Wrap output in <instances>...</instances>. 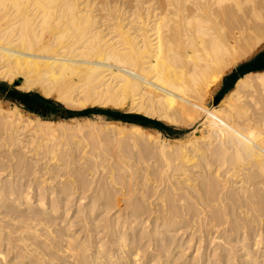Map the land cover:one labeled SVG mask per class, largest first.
Returning a JSON list of instances; mask_svg holds the SVG:
<instances>
[{
	"label": "bare ground",
	"instance_id": "bare-ground-1",
	"mask_svg": "<svg viewBox=\"0 0 264 264\" xmlns=\"http://www.w3.org/2000/svg\"><path fill=\"white\" fill-rule=\"evenodd\" d=\"M262 46L264 0H0V80L74 110L187 127ZM217 106L170 141L0 102V264H264V70Z\"/></svg>",
	"mask_w": 264,
	"mask_h": 264
},
{
	"label": "trees",
	"instance_id": "trees-1",
	"mask_svg": "<svg viewBox=\"0 0 264 264\" xmlns=\"http://www.w3.org/2000/svg\"><path fill=\"white\" fill-rule=\"evenodd\" d=\"M261 70H264V52L257 55L252 61L240 65L235 71L228 75L227 77H232V81L227 85L224 84L217 96L218 100L216 103L212 104L211 101L207 105V108L209 109L212 107L213 109V107L221 100V98L234 86L238 78L246 73ZM0 93L4 99L15 103L26 112L35 114L43 120H55L57 118L66 119L73 116L96 113L107 117L109 121L135 123L146 128L157 129L162 133L171 134L170 127L165 126L163 123L157 120L144 117L140 114L122 113L118 110L102 108L86 109L81 112L70 111L64 109L61 104L51 98H45L34 91L21 92L16 90L14 87H9L5 83H0Z\"/></svg>",
	"mask_w": 264,
	"mask_h": 264
},
{
	"label": "rangeland",
	"instance_id": "rangeland-1",
	"mask_svg": "<svg viewBox=\"0 0 264 264\" xmlns=\"http://www.w3.org/2000/svg\"><path fill=\"white\" fill-rule=\"evenodd\" d=\"M264 52V46H262L261 48H260V50H258L254 55H252L251 57H249L247 60H244V61H242L241 63H239L229 74H227V75H225L224 77H223V79H222V81H221V83H220V85H219V87L217 88V90H216V92H215V94L213 95V97L209 100V102L205 105V107H204V109H203V112H202V114L199 116V118L197 119V120H195V117L194 118H192L189 122H188V126L187 127H185V126H183V125H173V124H169L168 122H166V121H159V120H157V119H154V120H157V121H159V122H161V123H163L165 126H167V127H170L171 128V134L170 133H162V132H160L159 130H157V129H153V128H146V129H148V130H150V131H152L155 135L157 134V135H159V136H161L162 138H164V139H167V140H170V141H176V140H186L187 138H189V136H191L192 135V133L197 129V127L201 124V122H202V120H204V119H206V118H208V117H210V116H212V114H213V112L216 110V107H218L217 105L219 104V102L213 107V109H212V107H210L209 109L207 108V105L212 101V104H215L216 103V101L218 100L217 99V96H218V94H219V92L221 91V89L223 88V86H224V84H229L231 81H232V77H227L228 75H230L233 71H235L240 65H242V64H244V63H248V62H250V61H252L257 55H259V54H261V53H263ZM253 72V71H252ZM227 77V78H226ZM20 81H21V79H18V80H16L14 83H11V82H3V81H1L0 80V83H5V84H7L9 87H14L16 90H18V91H21V92H30V91H32V90H30V89H26V90H23V89H21V88H19V87H17V86H15V83L16 82H18V84L20 83ZM36 93H38V92H36ZM39 94V93H38ZM40 95V94H39ZM42 96V95H41ZM54 96H52V97H50L51 99H53L54 101H56V102H58L57 100H55L56 98L54 97ZM0 102L1 103H3V104H5L6 105V107H8V108H12V107H14V106H16V107H18L23 113H25L27 116H29V117H31V118H40L39 116H37V115H35V114H32V113H29V112H26L25 110H23L21 107H19V106H17L15 103H13V102H11V101H9V100H7V99H4L3 97H2V95H1V93H0ZM59 104H61L60 102H58ZM62 106H63V108L64 109H67V110H70V111H76V112H81V111H83V110H86V109H92V108H102V109H112V110H118V111H121L122 113H129V112H127V111H125V109H115V108H111V107H98V106H96V107H87V108H85V109H82V110H74V109H69V108H67V107H65L63 104H61ZM134 114H137V113H134ZM140 115H143V114H140ZM144 116V115H143ZM144 117H146V116H144ZM147 118H149V117H147ZM41 120H42V118H40ZM150 119H152V118H150ZM60 120H64V121H67V122H69V123H73L74 121H81V122H86V120L88 121H95V122H97L98 124H103V123H108V122H116V121H109L108 119H107V117H105V116H103V115H99V114H96V113H90L89 115H78V116H73V117H69V118H66V119H61V118H57V119H55V120H53V121H60ZM120 122V121H119ZM121 123H128V122H122L121 121ZM128 124H135V123H128ZM89 140H91V141H89ZM68 143V142H71L69 139H66V140H63L62 142H64V144H66V142ZM85 141H87V143H89V144H87L88 146H90V147H87L86 149L87 150H89V152L90 151H92L91 149V147H96V145L95 146H93L94 144H92V143H94L93 142V140L92 139H86L85 138ZM86 143V142H85ZM69 144V143H68ZM98 147V150L96 149V148H94V150H95V152H97V151H100V153L101 154H104L103 152H106L108 149H106L107 147H108V145L107 146H104V147H99V146H97ZM89 148V149H88ZM101 149H103V151L101 150ZM104 149H106V150H104ZM94 150L92 151V152H94ZM111 153V152H110ZM110 153L109 154H106V157L107 158H109L108 160H107V162H105V163H108V161L109 162H111L112 161V159H115V155L117 154V152L115 153V152H113L112 151V155H114V156H112V155H110ZM112 156V157H111ZM111 157V158H110ZM114 157V158H113ZM152 158H153V156H151ZM136 158H137V156H136ZM152 158H150V157H145V161H146V163H143V162H141L140 164H136L135 163V168L138 170L137 171V174H139L140 176H141V178H140V176L139 175H137L138 176V179H140L141 181L143 180V178L144 177H142L143 176V174H144V172H145V178H147V179H149V180H147L148 181V184H149V187H153L152 185H153V183H156L157 181H159V180H157L156 181V179L158 178V174L156 175V173H157V167H160V166H162V163L160 162V160H158L157 162H155L156 161V158H155V156H154V158L152 159ZM152 159V160H151ZM111 160V161H110ZM125 160H129V158H125ZM132 161H134L135 162V160H132ZM132 161H130V162H132ZM154 163L155 164H157L156 166V168H155V165H154ZM144 164V165H143ZM132 165H134V163L132 162ZM139 165L141 166V165H143V170H142V167H139ZM145 165H149V168H151V170H149L148 169V172L145 170ZM141 168V169H139V168ZM153 168H154V170H153ZM161 168V167H160ZM140 170V171H139ZM141 170L142 171H144L143 172V174H141L142 172H141ZM154 171H156V173L155 174H152V172L154 173ZM147 173V174H146ZM151 174V175H150ZM148 177H147V176ZM152 175H154V176H152ZM144 178V179H145ZM101 179H103V178H99V180H101ZM153 179V180H152ZM151 181V182H150ZM152 183V184H151ZM190 252H192V250L191 251H189V253L188 254H190Z\"/></svg>",
	"mask_w": 264,
	"mask_h": 264
},
{
	"label": "water",
	"instance_id": "water-1",
	"mask_svg": "<svg viewBox=\"0 0 264 264\" xmlns=\"http://www.w3.org/2000/svg\"><path fill=\"white\" fill-rule=\"evenodd\" d=\"M18 85V82L15 83V86Z\"/></svg>",
	"mask_w": 264,
	"mask_h": 264
}]
</instances>
